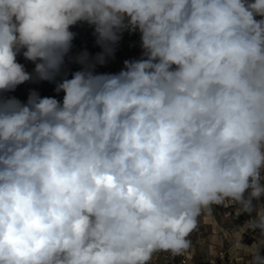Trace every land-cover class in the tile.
<instances>
[{"label":"clouds","instance_id":"1","mask_svg":"<svg viewBox=\"0 0 264 264\" xmlns=\"http://www.w3.org/2000/svg\"><path fill=\"white\" fill-rule=\"evenodd\" d=\"M226 203L264 239V0H0V264L179 256Z\"/></svg>","mask_w":264,"mask_h":264},{"label":"rangeland","instance_id":"2","mask_svg":"<svg viewBox=\"0 0 264 264\" xmlns=\"http://www.w3.org/2000/svg\"><path fill=\"white\" fill-rule=\"evenodd\" d=\"M86 47L88 48L87 45ZM140 54L141 49L137 42L123 53H115L114 58L110 59L107 65H111V69L119 72L124 60L139 58ZM25 66L29 72L34 68L33 64H25ZM105 70L101 67L97 68L98 72ZM54 87L55 85L49 82L26 83L19 86L11 95L26 100L29 90L34 88L41 96H56L57 99H62L63 93H55ZM248 218L244 214L238 215V209L229 203L224 206H213L211 215L205 214L199 218L197 230L189 237L192 242L191 248L182 255L193 264H251L253 248H264V239L258 232L244 228ZM238 236L242 237V245L247 247L237 244ZM163 258L157 252L153 254L149 264H165Z\"/></svg>","mask_w":264,"mask_h":264},{"label":"built area","instance_id":"3","mask_svg":"<svg viewBox=\"0 0 264 264\" xmlns=\"http://www.w3.org/2000/svg\"><path fill=\"white\" fill-rule=\"evenodd\" d=\"M135 34H136V33H135ZM133 35H134V34H131V35H130V34H128V33H125V34L123 35V38H122V40L120 41V43H119V45H118V47H117L116 53H123V52H124L126 46L129 44L130 39H131V37H132ZM76 40H77V38L74 39L73 43L76 42ZM75 45H77V42H76ZM87 45H88L89 49H92V50H96V49H97V50H101V49L96 45V43H95V37H94V35H93V29H92V31H91L89 37H88ZM20 60H21V62H22L23 64H28V63H29L28 61H25V60L23 59L22 56L20 57ZM68 68H69L70 70H77V69L79 68V66L76 65V64H69V65H68ZM101 68L106 69V72L116 73V72L114 71V69H111V68H110V65H105V66H102ZM158 253H159L160 255H162V256L167 260V262H168L169 264H193V263H191L190 260H188V258L185 257V256H181V257H179V256H172L170 253H167V252H158Z\"/></svg>","mask_w":264,"mask_h":264},{"label":"crops","instance_id":"4","mask_svg":"<svg viewBox=\"0 0 264 264\" xmlns=\"http://www.w3.org/2000/svg\"><path fill=\"white\" fill-rule=\"evenodd\" d=\"M92 27L87 25V24H80V25H77V26H74L71 30L74 31L75 33H77L76 35V42H77V45L76 42L73 43V49H72V54L75 55L77 53H79L80 51L82 50H85V48L91 53V54H95L97 52H99L100 50H92V49H89V47L87 48L86 45H87V41H88V37L92 31ZM137 42H139V34L136 33L134 34L131 39H130V42L129 44L126 46L125 50H128L130 49L131 46L133 45H136ZM85 45V46H84ZM88 46V45H87ZM31 63H29L30 65ZM112 66L110 65V68ZM70 71H75V70H70ZM106 72V70L104 71Z\"/></svg>","mask_w":264,"mask_h":264},{"label":"trees","instance_id":"5","mask_svg":"<svg viewBox=\"0 0 264 264\" xmlns=\"http://www.w3.org/2000/svg\"><path fill=\"white\" fill-rule=\"evenodd\" d=\"M19 60H20V59H19ZM19 62H21V60H20ZM21 63H22V62H21ZM29 63H30V62H29ZM29 63H28V64H29ZM160 256H161V255H160ZM182 256H183V255H182ZM162 257H163V256H162ZM163 259H164V263H165V264H169L165 258H163Z\"/></svg>","mask_w":264,"mask_h":264}]
</instances>
